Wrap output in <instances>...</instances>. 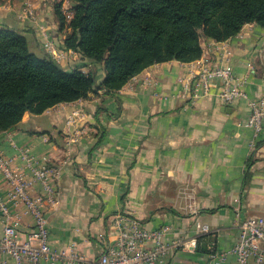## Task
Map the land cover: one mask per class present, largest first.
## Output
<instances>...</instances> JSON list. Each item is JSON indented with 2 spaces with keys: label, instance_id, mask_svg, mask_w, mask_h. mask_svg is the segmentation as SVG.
Instances as JSON below:
<instances>
[{
  "label": "crops",
  "instance_id": "obj_1",
  "mask_svg": "<svg viewBox=\"0 0 264 264\" xmlns=\"http://www.w3.org/2000/svg\"><path fill=\"white\" fill-rule=\"evenodd\" d=\"M0 1V23L14 21L28 29V20L19 16L23 0ZM38 3L51 34L61 42L65 36L52 0ZM31 24L34 47L40 49L43 36ZM226 41L223 54V41L204 39L201 57L210 65L229 66L242 79L248 97L234 103H225L216 90L193 101L189 83L201 57L172 60L151 65L132 86L128 82L111 94L99 90L42 114L26 113L18 125L0 132V149L7 157L18 155L16 143L61 168L56 182L59 203L48 206L54 248L74 244L86 264H99L113 241V217L128 213L147 228L167 227L168 241L199 237L195 252L176 249L169 264H205L211 242L218 250L228 249L241 218L264 215V130L252 143L253 130L246 124L249 98L264 96V27L247 23ZM79 62L80 57L63 66L73 68ZM75 108L85 117L77 126L88 127L90 133L69 147L66 118ZM16 163L22 164L20 159ZM8 191L0 174V195ZM32 192H43L41 184ZM22 220L24 234L33 217L25 212ZM198 222L213 231L199 234ZM2 233L0 219V237ZM0 258L13 264L7 254ZM233 262L230 256L225 264Z\"/></svg>",
  "mask_w": 264,
  "mask_h": 264
},
{
  "label": "trees",
  "instance_id": "obj_2",
  "mask_svg": "<svg viewBox=\"0 0 264 264\" xmlns=\"http://www.w3.org/2000/svg\"><path fill=\"white\" fill-rule=\"evenodd\" d=\"M69 1L70 20L62 0L52 4L65 36L62 45L80 54L73 68L55 60L42 41L35 49L31 21L28 29L0 23V132L26 113L42 114L99 90L117 92L153 64L195 61L206 38L226 41L247 23L264 27V0Z\"/></svg>",
  "mask_w": 264,
  "mask_h": 264
},
{
  "label": "built area",
  "instance_id": "obj_3",
  "mask_svg": "<svg viewBox=\"0 0 264 264\" xmlns=\"http://www.w3.org/2000/svg\"><path fill=\"white\" fill-rule=\"evenodd\" d=\"M70 6L71 1L62 0V10L67 20L73 17ZM38 7V0H23L19 16L37 25L45 49L55 60L62 65L75 61L80 57L79 52L63 46L58 36L51 34L50 26ZM221 47L224 54L227 41H223ZM137 79L138 75L133 76L128 81L129 85L132 86ZM147 79L151 80L150 77ZM192 79L189 92L193 101L212 93V90H216L218 97L228 104L248 97L242 79L232 68L205 63L204 56L197 60L195 69H192ZM249 107L250 115L246 124L253 130L254 143L264 130V96L249 98ZM84 119L81 108H75L67 115L69 147L89 135L88 127L77 126ZM12 144L19 149L15 158L7 157L0 149V174L9 185L8 193L0 195V219L3 221L0 256L7 254L13 264H43L44 260L52 264H86L87 258L74 244L56 249L50 242L48 206L54 207L59 203L56 182L61 168L50 164L46 155L36 156L27 147ZM16 159H20L22 164L17 165ZM37 183L41 184L43 192H32ZM25 212L33 217V223L23 234L21 227ZM112 224L115 229L113 243L106 247L99 264H169V257L174 250L195 252L199 244L198 236L168 241L167 227L147 228L138 218L128 213H117ZM197 229L199 234L213 231L209 224L200 222L197 223ZM230 256L234 258L233 264H264V215L252 214L241 218L235 243L228 249L218 250L215 242H211L205 264H225ZM0 264L8 262L0 258Z\"/></svg>",
  "mask_w": 264,
  "mask_h": 264
}]
</instances>
